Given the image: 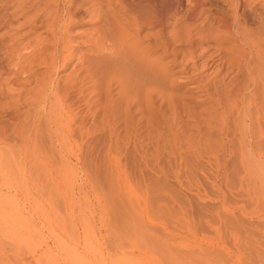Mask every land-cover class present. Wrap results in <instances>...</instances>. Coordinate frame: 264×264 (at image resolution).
<instances>
[{
  "label": "rangeland",
  "instance_id": "374dc122",
  "mask_svg": "<svg viewBox=\"0 0 264 264\" xmlns=\"http://www.w3.org/2000/svg\"><path fill=\"white\" fill-rule=\"evenodd\" d=\"M171 1L176 7L164 26V41L191 57L180 52L175 62L172 54L164 55L169 74L164 98L153 95L150 105L139 99L125 106L112 87L107 116L91 88L80 86L84 94L76 89L69 99L81 117L61 146L52 143L43 123L36 130L39 113L27 103V91L45 68L36 62L22 73L10 53L12 44L31 39L48 46L50 34L39 25L11 27L4 12L15 1L0 0V200L6 216L0 236L1 243L16 242L14 248L22 246L18 241L26 244L23 257L34 254V264H48L51 251L58 253L54 239L64 243L71 264H264V90L258 93L263 134L254 132L248 145L239 103L225 116L215 97L194 87L205 83L213 91L222 79L219 88L237 102L239 95H250L251 88L242 89L245 74L224 61L235 42L225 31L239 26L258 41L264 57V0ZM150 21L141 34L154 39L158 28ZM185 28L191 30L190 50L177 40ZM16 32L26 39H13ZM216 34L224 37L219 44L212 41ZM183 66L186 71L179 72ZM71 69L60 72L62 86ZM100 116L116 129L117 141L108 140L105 128L94 131ZM78 122L94 129L78 132ZM10 245L2 250L13 252Z\"/></svg>",
  "mask_w": 264,
  "mask_h": 264
},
{
  "label": "bare ground",
  "instance_id": "6f19581e",
  "mask_svg": "<svg viewBox=\"0 0 264 264\" xmlns=\"http://www.w3.org/2000/svg\"><path fill=\"white\" fill-rule=\"evenodd\" d=\"M14 1L13 6L15 7H13V10L8 11L7 9L4 12V17L9 20L11 27L16 25L18 27H35L39 25V27H44V31L49 33L51 37V40H48V46L37 39L27 40L28 42L20 47L12 44L10 53L15 56V62L13 60L14 67L22 73L25 72L26 65L37 64L36 62H39L38 65L41 64L45 68L46 72L43 77L41 76V79L39 78L40 81L30 91L28 90L29 93L27 91V103L29 109H34L39 113L37 119L39 123L36 125V122H33L36 130L43 123L49 132L50 140L57 145H66L67 141L73 137V130H75V124L78 121L76 119L81 117L80 111L75 108L76 105L74 106L75 102L73 101V104L72 100L70 101L73 98L69 99L70 92L78 89L80 90L78 93L84 94V85L91 88V96L96 98L94 102L97 101L98 107H101L105 112L103 115H106L113 108L112 87L116 88L119 101L124 103L125 106L133 105L139 99L150 105L154 98L153 95H156L157 99H162L165 94L164 82L169 74H167L165 68L166 63H163L164 55L172 54L174 56L172 61L175 62L178 60L177 56L180 52L184 58L191 57L189 52L170 50L163 38L164 26L169 22L168 17L176 7V1L174 0V2H170V0H166V2L164 0H140L138 5H136L138 2L132 5L126 0H83L80 3L77 0ZM151 18L153 19L152 22L150 21ZM145 19H147L146 22L150 21L149 23L158 28L156 35L155 33V36L153 35L154 39L150 38V35V37H147V35L142 37L141 30L146 23ZM86 24L90 27L80 30V27ZM185 29L184 35L177 36V40L179 43L183 42L189 45L190 50L193 46L190 35L191 30L189 28ZM198 33L200 38L206 39V35L202 31ZM225 33L229 35L228 37L234 38L235 42L232 44L230 54L228 53L224 57V61L228 63L230 68H235L238 74H245L246 82L242 89L245 91L251 88L250 95H239L237 102L235 95L231 96L225 90L219 88V84L223 82L222 79L218 81V84H215L213 91L205 83L194 87H203L206 93L215 97L218 108L225 116L231 113L234 108L237 109L238 105L240 106L239 116L242 120L244 138L246 144L250 145L255 140L254 132L259 135L263 134L258 93L260 89L264 90V57L258 41L239 26H231ZM25 35L20 36L16 32L13 39L18 40L20 37H25ZM211 37L213 38L212 41L218 44L224 40V37L217 34ZM11 42L13 41L11 40ZM23 42L25 43V41ZM217 49V52L221 53V48L218 47ZM75 60L76 62H74ZM207 65V62H205V67ZM69 67L72 68L71 72L68 76L66 75L67 79L65 82L63 81L64 85L62 86L60 84L62 77L59 74ZM204 70H201L198 75L201 82L203 81ZM178 71L185 72L186 66ZM187 79L189 78L187 77ZM11 82L10 84L14 87L15 85ZM21 84L24 85L23 82ZM23 85H20L21 88L18 89L20 93L24 90ZM262 92H260V95ZM83 94H78V96ZM101 118L103 119L95 118L94 126L96 127L94 131H96V128L98 130L105 128L110 132L108 140L111 142L112 140L117 141L120 136L117 135L118 133L115 135V128L113 129L112 125L113 130H111V122L109 123L106 116ZM81 121H83V117ZM79 123L78 132L82 131L83 128L87 132L94 129L87 128L83 122ZM0 182L2 187V181ZM1 206L3 205L0 200V235L1 233L5 235L4 231L6 230L1 227V223L6 222L3 221L6 220V216H4L5 213L2 214L3 209ZM42 212L44 214L49 213L45 208ZM16 215L20 219H28L22 214L20 216ZM16 215L14 214V216ZM29 216L31 219L33 218L32 215ZM4 227H7V225ZM1 238L4 240L0 236V253L2 254L0 259H5L7 264H34L35 259L38 258L34 254L31 259L23 257L24 252H22L21 247H26V244L23 246L24 244L18 241V246L20 244L22 246L14 248L16 242L13 243V247L10 244L14 241L9 244V242L6 243V239L5 243H1ZM2 244H5V248L7 245L14 248H12L13 252L10 249L12 255L10 252H6L7 249L6 251H4L5 249L2 250ZM54 249L58 253L54 254V251H51L52 254L48 256V264H71L63 242L54 239Z\"/></svg>",
  "mask_w": 264,
  "mask_h": 264
}]
</instances>
